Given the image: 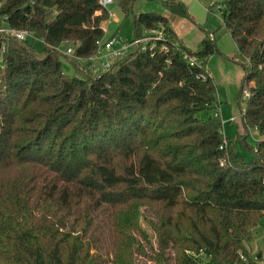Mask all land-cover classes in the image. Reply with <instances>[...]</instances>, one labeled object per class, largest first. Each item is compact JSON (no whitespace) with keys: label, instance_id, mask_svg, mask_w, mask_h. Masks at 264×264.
Returning a JSON list of instances; mask_svg holds the SVG:
<instances>
[{"label":"trees","instance_id":"1","mask_svg":"<svg viewBox=\"0 0 264 264\" xmlns=\"http://www.w3.org/2000/svg\"><path fill=\"white\" fill-rule=\"evenodd\" d=\"M134 1L113 0L132 41H148L105 71L69 77L56 48L91 55L106 10L97 0H0L2 24L42 42L0 34V264H255L264 0H221L219 10L245 59L240 120L259 135L248 159L222 133L205 69L213 37L189 48L170 23L188 17L181 1L159 0L162 14L134 13Z\"/></svg>","mask_w":264,"mask_h":264},{"label":"rangeland","instance_id":"2","mask_svg":"<svg viewBox=\"0 0 264 264\" xmlns=\"http://www.w3.org/2000/svg\"><path fill=\"white\" fill-rule=\"evenodd\" d=\"M179 1L186 6L188 13V17L180 18L174 25L182 43L189 48H195L202 37L201 35L204 33H208L214 39L218 53L208 61L206 69L210 73L215 85L216 112L221 121L223 135L233 139L235 151L242 155L244 159H248L250 149H254L259 135L255 129L247 128L245 130L240 120V113L243 111L246 100L244 96V91L246 92L245 87L238 100L243 76L241 66L245 64V59L238 54L235 43L222 24L220 13L216 9L220 6L221 0ZM106 8L112 13L114 18H106L102 22V26L106 30L105 35L108 33L109 36L114 35L123 42H131L133 33L130 17L123 18L115 2L109 4ZM132 12H155L162 14L164 10L159 0H135L132 5ZM2 23L3 21H0V24ZM103 38L106 37L103 36ZM28 41L36 49H40L42 46L41 39L38 36L34 35ZM147 41V37L140 38L139 44L143 45ZM69 47H72V44L67 42H63L57 47V52L62 62L61 69L66 76H78L83 72L93 75L97 74L89 70L86 58L77 59L73 55H64L65 50ZM1 66L2 62L0 61ZM231 117H235L233 122L229 121ZM243 133H245L244 139L239 143L236 139L240 138ZM247 250L252 262L264 264V214L259 217L251 229V237L247 244ZM258 256L259 258H257Z\"/></svg>","mask_w":264,"mask_h":264},{"label":"built area","instance_id":"3","mask_svg":"<svg viewBox=\"0 0 264 264\" xmlns=\"http://www.w3.org/2000/svg\"><path fill=\"white\" fill-rule=\"evenodd\" d=\"M97 3L101 8H104L106 10L107 18L109 19L114 18L112 13L106 8L109 4L113 3V0H97ZM220 8H221L220 6L216 8L219 13H220L219 11ZM0 34L12 36V38L18 41H26L33 38L34 36V34L28 30L25 29L16 30L13 28H9L3 24H0ZM138 42L139 40H134L131 42H123L120 38L114 35L98 40L96 42L95 51L91 55L85 57L88 63L89 70L92 71L93 73H99L107 70L112 61L123 56L125 52L129 49V47H131L133 44H136ZM57 49L58 48H56V50ZM72 53H73V46L67 48L64 52V55H72ZM75 58L80 59L81 57H75ZM188 61L190 64H193L195 62L193 58H189ZM244 96L247 97V92L245 91H244ZM234 118L235 117H231L229 121L234 120ZM262 184L264 185V179L262 181Z\"/></svg>","mask_w":264,"mask_h":264},{"label":"crops","instance_id":"4","mask_svg":"<svg viewBox=\"0 0 264 264\" xmlns=\"http://www.w3.org/2000/svg\"><path fill=\"white\" fill-rule=\"evenodd\" d=\"M179 19H180V18H171V19H170L171 26H172V28L174 29L175 32H176V30H175L174 25H175V23H177V21H179ZM103 22H104V21H103ZM100 26H101V28H102V30H103V34H104L103 36H105V37L109 36L108 33L105 35L106 30H105V28H103V26H102V22H101ZM176 34H177V32H176ZM177 35H178V34H177ZM201 36H203V35H201ZM178 37H179V36H178ZM179 38H180V37H179ZM214 55H215V54L211 55V56L207 59L206 64H205V69H206V65H207L208 61H210L211 58L214 57ZM206 71L208 72L207 69H206ZM208 74L210 75L209 72H208ZM210 76H211V75H210ZM257 258H259V256H258Z\"/></svg>","mask_w":264,"mask_h":264}]
</instances>
